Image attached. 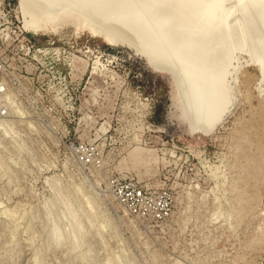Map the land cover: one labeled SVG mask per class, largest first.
<instances>
[{
    "label": "rangeland",
    "instance_id": "rangeland-1",
    "mask_svg": "<svg viewBox=\"0 0 264 264\" xmlns=\"http://www.w3.org/2000/svg\"><path fill=\"white\" fill-rule=\"evenodd\" d=\"M241 2L224 4L232 54L202 133L184 81L155 71L128 26L54 5L41 8L59 22L34 34L0 0V264H264V27ZM115 177L169 190L170 216L126 213Z\"/></svg>",
    "mask_w": 264,
    "mask_h": 264
},
{
    "label": "bare ground",
    "instance_id": "bare-ground-1",
    "mask_svg": "<svg viewBox=\"0 0 264 264\" xmlns=\"http://www.w3.org/2000/svg\"><path fill=\"white\" fill-rule=\"evenodd\" d=\"M226 1L143 0L137 7L133 6L134 0H18V3L24 28L34 34L48 31L59 22L61 14H49L41 8L51 9L54 5L63 7L65 12L68 11L67 5L91 6L101 11L103 17H114L128 26L141 38V51L155 71L167 72L177 83L184 81L181 83L186 84L190 129L206 133L219 119L222 110L225 86L220 75L227 66L228 53L232 54L228 52L230 45L226 48L221 39L222 21L235 11H227L224 7ZM255 4L264 27V0H242L239 11L245 16V9H252ZM167 7H171L165 11L167 14L157 15L158 9L164 11ZM43 14L50 16L42 17ZM91 27L98 31L95 26ZM104 35L109 41H115L117 37L115 32ZM242 44L245 48L244 41ZM255 60L264 74V50L255 55Z\"/></svg>",
    "mask_w": 264,
    "mask_h": 264
},
{
    "label": "built area",
    "instance_id": "built-area-1",
    "mask_svg": "<svg viewBox=\"0 0 264 264\" xmlns=\"http://www.w3.org/2000/svg\"><path fill=\"white\" fill-rule=\"evenodd\" d=\"M4 91L0 81V92ZM114 200L131 216L161 222L171 214L172 195L169 190L151 191L131 178L115 177L110 183Z\"/></svg>",
    "mask_w": 264,
    "mask_h": 264
}]
</instances>
